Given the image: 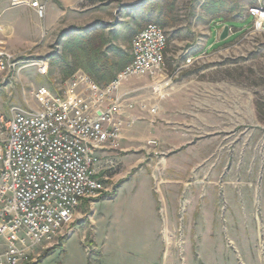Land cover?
<instances>
[{
  "label": "rangeland",
  "instance_id": "1",
  "mask_svg": "<svg viewBox=\"0 0 264 264\" xmlns=\"http://www.w3.org/2000/svg\"><path fill=\"white\" fill-rule=\"evenodd\" d=\"M45 1L41 19L0 0V51L15 63L0 76V115L38 108L41 86L64 88L51 61L70 30L103 28L107 53L130 61L140 9L161 5L169 45L158 74L120 87L134 107L103 191L19 264H264V27L252 12L264 0Z\"/></svg>",
  "mask_w": 264,
  "mask_h": 264
},
{
  "label": "built area",
  "instance_id": "2",
  "mask_svg": "<svg viewBox=\"0 0 264 264\" xmlns=\"http://www.w3.org/2000/svg\"><path fill=\"white\" fill-rule=\"evenodd\" d=\"M13 2L46 16L45 0ZM252 12L257 27H264V8ZM168 45L166 31L148 24L134 35L131 61L110 83L79 70L57 93L39 87L38 108L0 115V264H19L58 236L83 200L103 191L106 156L119 144L124 112L134 107L132 92L121 93L120 87L131 77L158 74ZM12 58L0 51V76L15 65Z\"/></svg>",
  "mask_w": 264,
  "mask_h": 264
},
{
  "label": "trees",
  "instance_id": "3",
  "mask_svg": "<svg viewBox=\"0 0 264 264\" xmlns=\"http://www.w3.org/2000/svg\"><path fill=\"white\" fill-rule=\"evenodd\" d=\"M161 8L159 5L158 9H140L139 16L148 22L146 25L155 22L163 23L158 20L161 11L164 10ZM154 12H157L156 16H154ZM109 46L110 40L103 28L70 30L62 39L61 53L52 59L51 65L57 66L65 79L76 71L82 70L98 83L105 85L113 81L131 61H129V55L124 54L122 49L118 48L116 56L111 57L107 53Z\"/></svg>",
  "mask_w": 264,
  "mask_h": 264
},
{
  "label": "water",
  "instance_id": "4",
  "mask_svg": "<svg viewBox=\"0 0 264 264\" xmlns=\"http://www.w3.org/2000/svg\"><path fill=\"white\" fill-rule=\"evenodd\" d=\"M229 29H230L229 25H225V27H224L221 35H220L221 40H224L229 36Z\"/></svg>",
  "mask_w": 264,
  "mask_h": 264
},
{
  "label": "crops",
  "instance_id": "5",
  "mask_svg": "<svg viewBox=\"0 0 264 264\" xmlns=\"http://www.w3.org/2000/svg\"><path fill=\"white\" fill-rule=\"evenodd\" d=\"M27 6H29L28 4H27ZM29 8H30V10L33 12V13H35L36 14V11H35V9H33L32 7H30L29 6ZM57 10H59V13L56 11V13H57V16L59 17L61 14H62V11H64V10H61V12H60V9H57ZM55 13V14H56ZM2 26V24L0 23V27Z\"/></svg>",
  "mask_w": 264,
  "mask_h": 264
}]
</instances>
